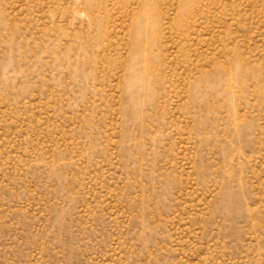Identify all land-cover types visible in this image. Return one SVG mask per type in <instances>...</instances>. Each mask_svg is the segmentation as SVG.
Returning <instances> with one entry per match:
<instances>
[{
    "label": "rangeland",
    "instance_id": "rangeland-1",
    "mask_svg": "<svg viewBox=\"0 0 264 264\" xmlns=\"http://www.w3.org/2000/svg\"><path fill=\"white\" fill-rule=\"evenodd\" d=\"M0 264H264V0H0Z\"/></svg>",
    "mask_w": 264,
    "mask_h": 264
}]
</instances>
